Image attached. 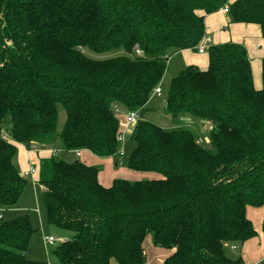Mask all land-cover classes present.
I'll return each instance as SVG.
<instances>
[{
	"label": "trees",
	"instance_id": "1",
	"mask_svg": "<svg viewBox=\"0 0 264 264\" xmlns=\"http://www.w3.org/2000/svg\"><path fill=\"white\" fill-rule=\"evenodd\" d=\"M223 6L264 37V0H0L1 208L16 207L29 182L16 143L51 148L60 138L65 151L106 158L118 155L120 114L139 113L127 135L136 179L103 185L100 168L78 157L40 160L47 221L73 233L52 249L58 264H146L148 236L167 249L163 264H244L226 246L257 235L247 211L264 207V60L260 89L232 41L208 48L207 69L172 78L165 108L174 122L212 125L211 147L189 127L145 117L170 51L198 48L205 15ZM84 48L124 53L94 59ZM34 233L27 214L0 218V264H51L30 258Z\"/></svg>",
	"mask_w": 264,
	"mask_h": 264
},
{
	"label": "crops",
	"instance_id": "2",
	"mask_svg": "<svg viewBox=\"0 0 264 264\" xmlns=\"http://www.w3.org/2000/svg\"><path fill=\"white\" fill-rule=\"evenodd\" d=\"M233 1L235 0H230V2H233ZM224 7L225 6H223L222 8L218 9L217 11L213 13L205 15V33L203 37L209 38L211 40V42L208 44V48L214 44H220V43L231 42V41L243 44L251 60L252 75L254 76L253 77L254 86L256 87V89H260L262 87V62L264 60V37L262 36L260 26L258 24H252V23L231 22L229 11L225 12L223 10ZM197 49L198 48L196 49L188 48V49L178 50L174 52L171 55V57H169L168 59L167 69H166L165 74L168 72V74L171 75L170 77H175L182 70H184L187 66H191V65H195L202 70L207 69L209 66L208 49L205 50L204 53L198 52ZM255 73L257 76L259 75L256 81H255ZM260 73H261V76H260ZM165 74H164V77L162 78V81L163 79H165ZM162 92L160 94L154 95V97H152V99L148 102L147 107L155 98L160 97L162 95ZM163 100L165 101V98ZM124 115L125 113L120 114L122 122L124 120ZM183 118L184 119L189 118V120H191L190 117L183 116ZM164 124L166 125L165 128H168V126L169 128L178 126L176 125L177 123L174 122L172 118H169L168 121L166 120ZM197 124L198 125L200 124V127L202 129L208 126H210L211 128L213 127L206 121H198ZM189 128L191 127L189 126ZM200 140L198 141L203 144L204 141L201 138ZM126 143L127 141L125 142L124 149H126V146H128L129 149H133L131 146V143L129 145V141L127 144ZM16 146L18 148L17 154L15 156L16 164L18 165L22 174L26 173L27 171H30L32 167H35L37 169L35 174L28 175L31 177L34 183L36 182L35 183L36 185L38 183V178H39L38 165H39L40 160L43 158H49L52 155H55V152L57 151L53 150L54 149L52 148L53 146L51 148L43 147L38 150H34L32 149L31 146H28L23 143H16ZM67 152L73 154L72 159H75L78 157L79 159H81L82 161H84L85 163L89 165L98 166L100 168L99 180L103 185H110L115 178H125L126 177V178L136 179L138 176H140L139 174H136L130 171V169H128L127 167L120 165L118 163L120 159L118 155L101 158L88 150H81L79 156L76 155L75 151H67ZM117 175H121V176H117ZM39 186L42 190L43 189L42 185L39 184ZM10 209L17 211V207L8 208V210ZM5 210L3 211V217H4ZM29 210H32L38 215V219L40 221V229L43 233L44 229L42 227L40 209L39 208H32V209L29 208ZM247 212H248V217L252 220L254 224V227L257 231V235L247 240L241 245L240 255L243 257L244 264H260L261 261H264V232L262 231V221L264 218V207H261V208L249 207ZM31 220L33 221L32 217H31ZM47 236H52V235L44 234L43 241H45L44 238ZM66 239H68V236L64 233V240ZM148 240L149 238H147L145 242H147ZM151 241L152 239H150V241L148 242H151ZM150 248L152 250L155 248L154 252L159 253L161 255V258L157 260L156 264H163V261H164L163 257H166L168 255V251H164L163 249L154 247L152 243L150 244ZM236 248L238 249V246ZM31 252H33L32 249H31ZM34 259L44 260L43 253H41V255L39 254V258H34ZM151 260L152 258L149 257L147 254L146 264H153ZM51 264H58V263L55 261V262H51Z\"/></svg>",
	"mask_w": 264,
	"mask_h": 264
},
{
	"label": "rangeland",
	"instance_id": "3",
	"mask_svg": "<svg viewBox=\"0 0 264 264\" xmlns=\"http://www.w3.org/2000/svg\"><path fill=\"white\" fill-rule=\"evenodd\" d=\"M83 51L85 52V54L88 57L94 58V59H106V58H110V57H114V56H119V55L124 53L122 48L113 49L111 51L101 52V53L95 52V51L90 50L88 48H84ZM170 52L171 53H170L169 57H171V55L173 54V51H170ZM170 76L171 75H169L168 72L165 74V79H163V81L161 83V88L163 89L162 95L160 97L155 98L148 105V107H147L148 110H147V113L145 116L148 120L155 122L156 124L164 126V127L166 126L164 124V122L166 120L168 121L169 118H172L171 114L165 108L164 100H163L167 95L170 82L173 78ZM260 76H261V73H260ZM258 77H259V75L257 76L255 73V81L257 80ZM161 100H162V102H161ZM58 117H59L58 128H59V130H61V128H62V126L66 120V111L62 105L59 106V116ZM185 117H187V116H185ZM190 119L191 120H189V118L184 119L182 116L179 119L180 121L176 122L177 123L176 125H178V126L180 125L182 127H184V126L189 127L190 126L191 129L193 128L194 132L198 133L199 136H201L200 138L204 141L203 144L206 147H211L210 131L212 128L210 126H208L204 129H202L200 127V124L199 125L197 124V122L199 120H195L192 118H190ZM125 126H126V121H125V116H124V123H123L122 130L125 128ZM175 127H177V126H175ZM168 128H169V126H168ZM126 141H127V143L129 141V145L131 143L132 148L134 147V143L131 140L126 139ZM125 142H124V145H125ZM52 148H54L53 150L57 151V152H55L56 157L62 158V159L67 160V161L74 160V159H72L73 154L68 153L67 151H65L63 149L60 138H57V140L54 143ZM80 151L81 150H79V152ZM125 151H126V153L123 157H120L119 163H120V165L127 167L126 162H127L128 157H129V153H130L131 149H129V147L126 146ZM121 158H123V159H121ZM121 162H122V164H121ZM124 162H125V164H124ZM117 176H121V175H117ZM144 177H148V175L143 176L142 178H144ZM28 181L29 182L26 185L25 190L23 191V193H22V195H21V197L17 203V206H16L17 211H14L13 209L5 210L4 219L9 220V219L15 218L17 216H23L26 214L31 216L33 218L32 225L35 228V233L32 237V241L30 243V248L33 251V252H31L32 254H30V258H32V259L39 258V254L41 255V253H43L44 260L48 261V258H49L50 262H55L56 257L53 255L52 249L57 244L61 243L64 240V233L68 236V239L71 238L73 233L70 230H65V229L60 228L58 226L52 225L47 221L46 207H45V202H44V191H43V189L41 190L39 183H37L35 185L36 182L34 183L33 180L31 179V177H29ZM29 208H31V209L32 208H39L40 209L41 222H42V227L44 229L43 233L40 229V221L38 219V215L35 212H33L32 210H29ZM44 234H50L56 238L53 244H49V248H48L49 257L46 256L45 244L43 241V235ZM148 238H149L148 241H150L151 236H148ZM148 241L145 242L146 252H147L148 256L152 258V260H151L152 263L156 264L157 260H159L161 258V255L159 253L154 252L155 248L153 250L150 248V244L151 243H152V245H154V244L152 241L151 242H148ZM237 246H238V249L237 248L232 249V247L226 246L227 254L231 257L239 256L241 254V245H237ZM154 247H156V246H154ZM160 249L167 251V249L162 248V247H160ZM33 253H35V254H33ZM163 258L165 259V257H163ZM113 263L117 264L116 261H114ZM146 263H147V261H146ZM260 264H264V261H261Z\"/></svg>",
	"mask_w": 264,
	"mask_h": 264
},
{
	"label": "built area",
	"instance_id": "4",
	"mask_svg": "<svg viewBox=\"0 0 264 264\" xmlns=\"http://www.w3.org/2000/svg\"><path fill=\"white\" fill-rule=\"evenodd\" d=\"M223 10H224L225 12H228V11H229V9H228L227 6H225V7L223 8ZM210 41H211V40H210L209 38H204V37H203L202 40L200 41V43L198 44V52H200V53H204L205 50L208 49V44L210 43ZM137 53H141V51H140V50H137ZM156 92H157V93L161 92L160 87H157V88H156ZM138 118H139V113H138V111H136V110H134V111H130V112H128V113L125 115L126 126H125V128L121 131V133H120V135H119V137H118V140H119V142H120V147H119V150H118L117 153H118L119 157H123V156L125 155L124 142H125L126 139H127V135L131 132L132 125L138 120ZM32 149H34V150H38V149H40V147H39L37 144H32ZM76 155H78V156L80 155L79 150L76 151ZM121 163H122V162H121ZM36 171H37V169H36L35 167H32V168L30 169V171H27L26 173H24V175H25V176H28V175H30V174L33 175V174L36 173ZM3 211H4V209L0 207V218L3 217ZM47 240H48V242H49L50 244H53L54 241H55V238H54L53 236H48V237H47ZM235 248H236V246L233 245V246H232V249H235Z\"/></svg>",
	"mask_w": 264,
	"mask_h": 264
},
{
	"label": "water",
	"instance_id": "5",
	"mask_svg": "<svg viewBox=\"0 0 264 264\" xmlns=\"http://www.w3.org/2000/svg\"><path fill=\"white\" fill-rule=\"evenodd\" d=\"M164 105H166V101H164ZM75 161H76V162H78L79 160H78V159H76Z\"/></svg>",
	"mask_w": 264,
	"mask_h": 264
}]
</instances>
